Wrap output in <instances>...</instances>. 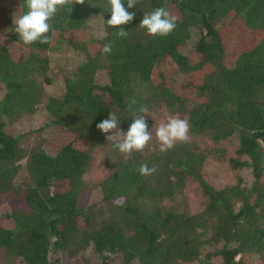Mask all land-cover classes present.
Wrapping results in <instances>:
<instances>
[{"label": "trees", "instance_id": "1", "mask_svg": "<svg viewBox=\"0 0 264 264\" xmlns=\"http://www.w3.org/2000/svg\"><path fill=\"white\" fill-rule=\"evenodd\" d=\"M123 4L127 9V0ZM161 6L178 17L177 26L168 36H149L140 21ZM27 10L25 0H0V196H19L23 203L4 214L7 226L0 221V263L91 264L77 261L86 249L95 264H207L211 258L246 264L248 254L264 258V0H137L128 9L134 19L117 28L104 24L111 16L107 0H84L56 13L48 43L31 45L13 23ZM91 15L101 18L105 35L77 37ZM121 27L127 38L117 35ZM227 39L244 42L231 58ZM62 43L83 59L63 78L61 95L43 98L48 53ZM107 43L110 54L101 52ZM12 44L22 51L10 52ZM100 69L106 82L96 85ZM40 102L47 125L71 135L50 152L26 148L4 129L6 119L32 114ZM129 104L133 110L164 106L188 120L189 132L216 142L234 137L230 166L247 170L250 182L213 187L201 175L203 154L187 142L166 152L146 147L121 153L96 125L114 112L127 132ZM106 144L114 162L98 183L100 203L83 202L91 152ZM22 159L26 179L18 181ZM141 164L156 171L142 176ZM187 179L205 198L194 214L163 203Z\"/></svg>", "mask_w": 264, "mask_h": 264}, {"label": "rangeland", "instance_id": "2", "mask_svg": "<svg viewBox=\"0 0 264 264\" xmlns=\"http://www.w3.org/2000/svg\"><path fill=\"white\" fill-rule=\"evenodd\" d=\"M100 26H102L101 18L98 15H91L84 24L83 30L75 34L79 38L91 35L92 37L99 39L101 37L97 35V30ZM194 33L195 31H192V34ZM66 36L69 38H75L73 33H67ZM193 41L194 38L192 37L188 41V45L182 51L187 52ZM243 41H245V38ZM243 44L244 42H235L227 39L225 44L226 56L228 58L233 57L235 55V49L239 45L242 46ZM9 50L15 54H19L18 52H20V50L22 51L20 45L17 44H12ZM82 59L83 56L72 50L67 43H62L59 49L48 53L49 67L47 76L50 82L49 84L43 85V98L48 95H61L63 91V78L69 74V72L72 71ZM94 82L96 85H101L106 82V74L103 69H100L95 73ZM2 93L3 89L0 85V97ZM147 112L150 115H144L150 120L149 131H151L153 135V139L149 143L148 149L159 147L155 138L156 128L159 123L166 122L168 116H178L179 118L185 119L177 113L170 112L164 106H157L148 109ZM47 120V114L43 109L42 102H40L32 114L6 119L4 129L13 136H19L24 147L40 148L44 149L46 152H50V148H58V145L66 141L68 138L70 139L71 135L61 130L53 131V128L47 125ZM112 134L113 132L107 133V135ZM189 136L190 140L187 143L192 145L196 151L201 152L204 156L200 171L203 179H205L210 185L215 188H220L226 185H232L238 180L243 184H248L250 182L251 177L247 170L233 169L230 166L229 160L230 158L235 157L234 150L237 146L236 139L234 137L216 142L213 141L207 134H193L189 132ZM46 141L48 145L46 144ZM107 142L111 141L107 140ZM81 143L83 144V142ZM109 150L108 144L104 145L103 148L97 147L92 150L89 165L82 175L84 182L87 184V190L84 192L85 197L83 202L94 204L100 203L98 183L109 172L110 162H114L113 158L109 156ZM105 152L107 153L105 154ZM20 164L21 171L19 172L17 180L23 181L26 179V174L23 171V159L20 161ZM163 203L164 205L177 211H185L189 214H194L202 209L205 203V198L201 194L199 186L193 180L187 179L180 192L175 193L173 199L164 200ZM9 207H23L20 197L12 195L0 196V221L2 225L7 226V222L3 216L6 212H8ZM260 226L264 230V218L261 219ZM82 259H86L91 264H95L96 262V257L89 251V249L82 252L77 261L81 262ZM0 264L20 263L17 259H11L9 261H3ZM182 264L200 263L194 261L184 262ZM207 264H221V262L218 258H211ZM246 264H264V258H261L256 254H248Z\"/></svg>", "mask_w": 264, "mask_h": 264}, {"label": "clouds", "instance_id": "3", "mask_svg": "<svg viewBox=\"0 0 264 264\" xmlns=\"http://www.w3.org/2000/svg\"><path fill=\"white\" fill-rule=\"evenodd\" d=\"M137 0H127V9L124 7L123 0H107L109 5L110 18L104 24L108 27L117 28L130 23L135 12L128 9L136 5ZM84 0H25L27 12L13 20L14 31L20 36L25 45L33 43H48V33L52 30L51 20L56 13L68 6L74 4H83ZM178 17L173 15L166 7L161 6L151 12L144 13L139 27L146 29L149 36L165 37L172 33L177 26ZM129 31L119 28L117 35L121 38H127ZM97 35L103 37L105 30L100 26ZM112 51L111 43L105 44L101 52L110 54ZM135 101H132L134 104ZM132 104H129L127 111L131 113L133 122L130 124L127 132H122L116 113L109 112L108 118L97 123L96 127L102 133L107 134L108 141H114L113 147L121 153L130 155L132 152H143L153 139L152 132L149 131L148 123L144 115L149 114L146 108L133 110ZM150 115V114H149ZM190 125L187 119L178 116H168L166 122L159 123L156 128L155 138L159 144V151L166 152L172 149L177 142H188ZM140 175H152L155 167H148L147 164H141L137 169Z\"/></svg>", "mask_w": 264, "mask_h": 264}]
</instances>
